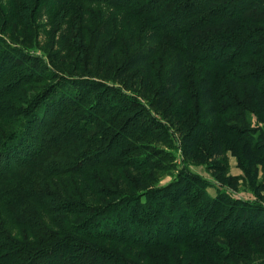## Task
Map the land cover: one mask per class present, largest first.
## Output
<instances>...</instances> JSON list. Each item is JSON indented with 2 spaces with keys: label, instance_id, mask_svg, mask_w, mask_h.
I'll return each instance as SVG.
<instances>
[{
  "label": "trees",
  "instance_id": "16d2710c",
  "mask_svg": "<svg viewBox=\"0 0 264 264\" xmlns=\"http://www.w3.org/2000/svg\"><path fill=\"white\" fill-rule=\"evenodd\" d=\"M87 1L106 2L125 9L126 15L134 14L138 17L155 12L148 17L149 23L142 26L143 33L139 44H136L135 32L127 34L130 52L124 55L117 77L124 78L136 73L142 79L144 93L153 84L156 91L154 106H158L156 108L167 99H177L178 107L174 115L178 118L184 116L190 106V78L193 76L188 74V69H191L194 72L195 91L202 115L213 126L210 157L214 160L220 159L224 136L219 133L217 118L220 113V94L210 70L221 66L229 69L238 59L248 54V44L253 43L254 38L261 41L260 35L250 34L243 28L244 25H239V14L243 15L245 11L250 12L249 19L245 17L244 23H263L262 20L252 17L257 13V10L249 8L251 5L255 6L251 4L253 0H232L231 3L220 4H216L219 0H200L199 3L195 2L197 0ZM62 2L16 0L15 6L26 8V12H20L22 9L14 11L11 6L3 16V7L0 6V18L7 27L18 19L20 23H24L26 29H33V21L28 16L29 11H32L36 12L34 15L37 14L34 21L38 17L46 16L55 20L56 29L62 25L67 26L65 31L68 27H73L78 44L82 41L86 45L87 36H92L90 47L85 52H81V44L79 46L76 41L73 44L70 42V51L78 50L82 59L79 58L76 62L77 67L86 64L92 68L90 72L94 75L93 72L99 70L98 67L94 71L96 61L97 64L105 66L111 62L120 46L119 38L116 34L108 36L110 19L99 21L93 27L88 19L86 22L88 9L81 11V18L74 17L73 10H60ZM212 4L216 5L209 7ZM226 16L233 18L226 23L229 28L234 31L242 30L246 34L220 32L216 28H212L209 34L202 32L206 27L203 26L205 21ZM119 25L126 37L124 18ZM88 27L92 28V32L86 30ZM30 31L32 30L27 33ZM61 34L65 35L66 32L61 30ZM101 40L105 41L101 44ZM162 41L170 47L171 56H168L163 77L158 82L154 78L152 62ZM98 47V56L94 58ZM211 52L212 58L209 55ZM37 58H30L20 47H11L0 37V99H10L12 94L21 93L22 87L31 82L41 85L32 96L24 98L23 106L18 109L6 107L9 116L4 117V121L0 118V264H78L81 254L87 255L91 261L79 264H94L95 259L103 261L104 264H137L120 255L125 246L139 249L143 258L151 263L161 264V258L155 252L164 249L167 243H171V246L179 245L191 252L188 259L185 258L186 263H182L184 258L180 255L175 256L174 259L179 256L177 264H237L250 261L252 255L257 253H253L258 248L257 241L264 239V221L259 220L264 217V206L250 205L246 212V217L254 219V223L257 221L263 224L248 225L244 218L234 226L236 219L240 217L241 221L242 216H233L232 208L222 215L217 224L214 223L222 208L217 206L216 201H211L203 190L200 193L183 195L198 184L191 178H186L190 181L185 180V185L178 182L168 188H158L148 197L122 196L117 194V187L114 192L106 191V187H111V184L114 187L120 186V183L115 184L120 179L121 184L129 182L121 178V158L129 155L133 148L121 145L124 147L121 155L115 146L119 144L118 140L121 143L141 124L137 121L123 122L120 114L125 111L124 100L118 98L111 103L108 97L95 98V90L89 89H93L92 86L98 82L92 79L62 77L50 67L47 68L43 59ZM29 62L32 64L29 65ZM187 63L197 68L188 67ZM42 67L44 71L40 73ZM228 85L236 95H240L241 91L245 92L253 103L255 114L264 121V88L257 82L233 78ZM108 118L111 122L106 120ZM101 121L111 125L110 128L95 124ZM156 124L158 125L154 123ZM130 125H133V129L125 131ZM114 127L122 129V134L109 138L105 146H100L105 141L97 137L91 138V133L96 131L110 136L114 134ZM205 128L206 125H197L182 138L185 154L190 155L196 143L205 137ZM233 139L238 155L246 167L252 169L255 164H260L264 176V161L257 154L260 151L254 145L253 134L236 130ZM97 145L99 147L94 149ZM102 165L113 171L110 172L113 175L111 178L116 177V172L119 176L110 182L101 181L93 172ZM132 169L137 171L136 168ZM136 184L138 188L141 187L139 181ZM188 185L191 188H187ZM172 191H176L177 195ZM99 194L110 198L115 196L114 201L104 206L90 204ZM175 199L177 205L174 208L172 201ZM210 203L212 206L209 207ZM45 216L52 220L44 222L42 219ZM135 222L141 226L151 222L155 227H137ZM226 223H231L232 227L220 232L214 230L218 226L223 228ZM12 228L26 230L38 240L20 241L8 231ZM102 242L115 245V248H125H113L118 252L115 253L95 244ZM52 259L56 261L52 263Z\"/></svg>",
  "mask_w": 264,
  "mask_h": 264
},
{
  "label": "rangeland",
  "instance_id": "374dc122",
  "mask_svg": "<svg viewBox=\"0 0 264 264\" xmlns=\"http://www.w3.org/2000/svg\"><path fill=\"white\" fill-rule=\"evenodd\" d=\"M62 1L60 10H73L72 15L74 17L79 16L81 18V11L88 9L86 22L88 19L90 25L93 27H96L99 21L105 22L107 19H110L111 27L108 36L111 37L116 34L119 38L120 46L114 53L111 62L105 66L97 64L96 61L94 71L98 70V67L99 70L96 73L93 72L94 75L90 72V70L92 71V68L86 66V64L77 67L78 64L76 62L79 58L82 59L80 52H77L78 50L76 49V52L70 51L72 49L70 42L73 44V42L76 41L75 29L73 27H68L67 31H65V28L67 27L66 25H62L60 28L57 27L56 29L55 25L57 23L54 19L51 20L46 16H42L36 18L34 21V16L37 17V14L34 15L36 12L28 10L29 19L30 21H33L32 23L34 26L33 29H26L23 25L24 23H20L18 19H15L7 27L2 22L3 19L0 18V37L6 40L9 46L20 47L30 58L38 59L37 57H40L43 59L47 68L50 67L62 77L84 80L92 79L98 82L97 85L95 84L92 86L94 87L93 89H89L95 90V93L93 94L95 98L108 97L110 98L111 103H114L118 98L124 100L126 103L125 111L120 114L123 122L129 123L137 121L141 124L140 127L134 131H131L133 125L126 127L127 130L125 131H131V133H129L121 143L119 142L120 140H118L119 144L117 143L118 145L116 144L117 146H115L118 147L121 155H123L124 152V147L122 148L121 145H126L128 146L127 148H133L129 155L121 158V178L125 181L129 180V182L127 184H121L120 179V182L119 180L115 182L117 185L120 183V186L114 187V185L111 184L112 186L109 187L106 185V191L114 192L117 187L116 192H119L117 194L122 196L142 195L148 197L150 193L158 188H168L174 186L178 182L185 185L186 182L190 181L186 178H191L197 181L198 184L194 185L192 188L189 187V185L187 186V188H191L192 192L188 191V193H181L188 196L193 192L200 193L202 192L201 190H203L211 201H216L217 206L220 207V209L222 208V211H220V214L217 216L214 223L217 224L222 215L230 208H232L231 211L233 210V216H242L241 221L239 220L240 217L236 219L234 226L241 223L244 218H246L245 222L248 225L249 223H254V221H252L254 219L246 217V212L250 205L264 206V176L262 166L260 164H255L252 169H248L238 155L234 143L235 139L233 138L236 130L251 132L254 137V145L260 151L257 154H259L261 160L264 161V121L255 114L253 103L248 96H246V93L241 91L240 95H236L234 90L229 88L228 82L232 78L236 80L243 79V81L246 82H257L261 88H264V0H253V2L251 1V4L255 6H249V8H251L250 10H257V13L254 14V16L252 15V17L262 20L263 23H244L243 20L245 17L249 19L248 14L250 11H245L243 15L239 14L241 17L239 25H244L243 28L247 29L250 34L255 33L258 36L260 35L261 41L255 40L254 38V40H252L253 43L248 44L250 46L248 54L238 59L229 69L226 70V67L222 68L221 66L218 69H214L215 71L210 70V74L213 75L215 80L214 84L217 85L216 89L220 94V100L218 101L220 113L217 117L218 128L220 129L219 133L224 134L221 142L223 154L220 159L216 160L210 157V145L214 136L211 132L213 126H211V121L202 115L203 111L201 104L198 101L197 93L195 91L194 72L191 71V69H188V74L193 76L190 78V106L186 114L184 113V116L178 118L174 115L178 107L177 99H167L163 105L156 108L158 106H154L156 101L154 94L156 91L153 84H151L149 88H145L146 92L144 93L142 79L136 73L126 75L124 78L117 77V70L124 55L130 52L128 40L126 39L127 34L129 32H135L134 36L137 42L136 44H139L143 33L142 26L149 23L147 22V20H149L148 17L153 16L155 12L138 17L134 14L126 15V13L124 14V12H126L125 9L114 7L106 2L87 0ZM199 1L200 0H197L195 2L199 3ZM231 1L232 0H219L216 4L225 2L231 3ZM238 1L241 2V0ZM216 4L209 5V7H213ZM15 5L16 0L0 1V6L3 7L2 15L4 16L8 8L11 6L14 7V11L22 9L20 12H26V8ZM28 7L30 6L28 5ZM232 7L233 6H231V8ZM259 14L260 17L258 16ZM240 17H238V19H240ZM122 18L125 20L126 37L124 31L121 30V25H119ZM231 20H233V18L226 16L225 18L216 19L214 21H205L203 26L206 27L202 32L209 34V31L212 30V28H216L220 32H241L246 34L242 30L234 31L229 28L226 23L231 22ZM29 23L32 24L31 22ZM18 27H20V29H18ZM82 27L85 29L84 25H82ZM29 30L32 31L27 33ZM61 30H64L66 34L62 35ZM86 30H91L90 32H92V28L88 27ZM25 35L27 38L24 39ZM87 37L86 45L82 41L80 42L81 46L77 41L75 42L82 47L81 52H85L84 50H87L88 46L90 47L89 42L92 36ZM104 41L105 40H101L100 43L102 44ZM99 49V47L96 48L94 58H97ZM212 54V52L209 54L210 58L213 57ZM168 56H171L170 47L163 44L162 41L159 46L158 54L152 62L154 78H156L158 82H160L163 77L162 74L166 69ZM28 64L30 65L32 63L29 62ZM187 65L188 67L194 66L188 63ZM38 70L40 72V69ZM43 71L44 69L42 67L40 73ZM40 86L41 85L37 82H31V84L22 87L21 93L12 94L10 99H0V107L4 108H0V118H2V121L5 120L4 117L9 116V113L5 110L6 107H9V109H18L20 106H23L22 104L25 103L24 98L27 99L32 96L35 91L39 90ZM231 91L233 93H231ZM106 120L111 122V119L109 118ZM2 121H0V123ZM154 123H158V125H154ZM95 124L105 128H110L111 126L103 123V121ZM197 125H206L205 137L196 143L193 147L192 153L187 155L183 149L182 138ZM117 128L118 127L112 129L114 134H111L110 136L109 134L102 133V131L92 132L91 138L97 137L98 139L105 141L100 145L105 146V143L108 142L109 138L111 139L122 134L123 130ZM98 147L99 145L94 149ZM125 161H127V163ZM110 163L111 162H108V164ZM145 163L146 167L143 166ZM140 165L143 167H139ZM132 168H136L137 171ZM111 171L110 168L102 165L99 169L95 170L93 174H95L101 181L105 180L110 182L119 176L116 172V177L111 178L113 177V175L110 174ZM137 172H139V174ZM73 181H75L74 178ZM136 181L141 183L140 188L137 187ZM172 192L177 195L176 191ZM97 196L98 197H95V199H92L89 203L94 206H104L115 198V196L110 198V196H102L100 194ZM172 202L174 205L173 207L175 208L177 205L176 199ZM210 206H212V203H210L209 207ZM175 212H177V210H175ZM260 218L262 219L259 220L263 222L264 217L262 216ZM42 220L47 222L52 219L45 216ZM261 222L255 221L253 225H261L264 223ZM135 224L138 225L137 222H135ZM223 226V228L221 226L214 227V230L220 232L222 229H229L232 227L231 223H226V225ZM137 227L152 229L155 225L150 222L145 224V226L138 225ZM8 231H10L14 238H17L20 241L23 239L28 242H35L38 240L34 239L35 237L30 236L28 231L21 228H12ZM17 239L15 240L18 241ZM257 243L258 248L253 250V253L256 251L257 253L252 255L250 261L248 263L243 262L237 264H261L264 262V239L257 241ZM95 244L115 253L117 252L115 250L126 247L120 254L126 260H132V262H137V264H157V262L151 263L146 258H143L142 251L133 247L129 248L127 246H120V248H115L113 247L115 245H110L105 242ZM167 244L168 245L164 247V249L155 252V254L161 258V264L163 262H166L167 264H177L179 256L174 259L177 255L184 258L182 263L187 262L188 256L191 255V252L188 249L180 247L179 245L171 246V243ZM113 248H115V250ZM146 252L148 254L149 250ZM81 255L82 257L80 260L77 261L78 264L80 262L91 261L87 255ZM186 257L187 259H185ZM50 261L53 263V261L55 262L56 260L52 259ZM94 262V264H104V262L99 261V259H95Z\"/></svg>",
  "mask_w": 264,
  "mask_h": 264
}]
</instances>
